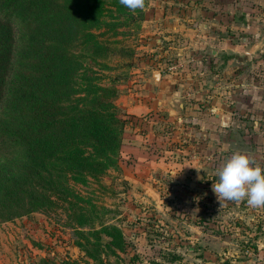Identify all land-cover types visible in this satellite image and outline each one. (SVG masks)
Here are the masks:
<instances>
[{"label": "rangeland", "instance_id": "rangeland-1", "mask_svg": "<svg viewBox=\"0 0 264 264\" xmlns=\"http://www.w3.org/2000/svg\"><path fill=\"white\" fill-rule=\"evenodd\" d=\"M192 1L145 0L143 9L132 10L136 22L123 18L118 39L130 46L132 58H121L117 50L105 60L109 71L102 75L106 81H115L116 104L125 117L119 100L130 90L135 69L145 75L151 70L176 75L197 64L192 49L184 47L195 43L194 27L187 18L192 14ZM160 9L169 17L163 22L158 17ZM177 18L185 25L178 32L174 31ZM159 118L164 122L147 141L155 161L162 164L153 178L150 173V177L143 174L139 182L126 179L123 167L130 161L123 158L121 148L117 167L104 178L86 186L71 184L78 196L71 203L61 202L52 209L1 223L0 264H264V248L258 243L264 238V212L249 206L247 198L239 202L218 199L211 190L219 179L217 170L235 153L264 169V135L220 132L215 148H210L205 137L177 131L178 120L166 122V115ZM83 214L89 225L82 228L77 220ZM103 226L123 231L127 251L114 255L103 248L96 262L82 252V231Z\"/></svg>", "mask_w": 264, "mask_h": 264}, {"label": "trees", "instance_id": "trees-1", "mask_svg": "<svg viewBox=\"0 0 264 264\" xmlns=\"http://www.w3.org/2000/svg\"><path fill=\"white\" fill-rule=\"evenodd\" d=\"M123 18L136 22L119 0H0V224L71 203V184L117 167L127 120L102 73L117 50L132 58L118 39ZM82 235L87 259L127 251L117 226Z\"/></svg>", "mask_w": 264, "mask_h": 264}, {"label": "crops", "instance_id": "crops-1", "mask_svg": "<svg viewBox=\"0 0 264 264\" xmlns=\"http://www.w3.org/2000/svg\"><path fill=\"white\" fill-rule=\"evenodd\" d=\"M190 7L187 18L194 27L195 43L184 47L197 57L193 70L176 75L157 71L161 77L156 83L149 77L156 71H149L150 79H145L141 69H135L130 90L119 100L127 120L122 156L130 161L123 168L132 182L142 180L143 174L152 173L153 178L162 167L147 144L152 130L164 122L159 115H166V122L178 120L177 131L205 137L210 148H215L220 132L264 135V0H193ZM159 11L162 22L169 18L164 9ZM177 20L176 32L185 26ZM182 121L190 123L186 126ZM259 208L264 212V207ZM260 242L263 249V237Z\"/></svg>", "mask_w": 264, "mask_h": 264}, {"label": "clouds", "instance_id": "clouds-1", "mask_svg": "<svg viewBox=\"0 0 264 264\" xmlns=\"http://www.w3.org/2000/svg\"><path fill=\"white\" fill-rule=\"evenodd\" d=\"M130 10L143 9L145 0H119ZM218 182L211 190L217 198L241 201L247 197L249 206L264 207V169L253 166L246 155L235 153L217 170Z\"/></svg>", "mask_w": 264, "mask_h": 264}, {"label": "water", "instance_id": "water-1", "mask_svg": "<svg viewBox=\"0 0 264 264\" xmlns=\"http://www.w3.org/2000/svg\"><path fill=\"white\" fill-rule=\"evenodd\" d=\"M151 77L154 79L156 83H158L161 77V73H152Z\"/></svg>", "mask_w": 264, "mask_h": 264}, {"label": "built area", "instance_id": "built-area-1", "mask_svg": "<svg viewBox=\"0 0 264 264\" xmlns=\"http://www.w3.org/2000/svg\"><path fill=\"white\" fill-rule=\"evenodd\" d=\"M177 68V67H176Z\"/></svg>", "mask_w": 264, "mask_h": 264}]
</instances>
